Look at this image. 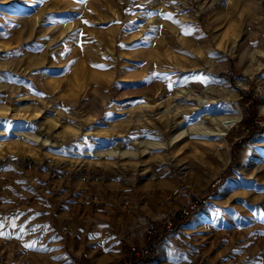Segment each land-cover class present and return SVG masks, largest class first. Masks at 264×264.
<instances>
[{
    "label": "rangeland",
    "instance_id": "obj_1",
    "mask_svg": "<svg viewBox=\"0 0 264 264\" xmlns=\"http://www.w3.org/2000/svg\"><path fill=\"white\" fill-rule=\"evenodd\" d=\"M263 92L264 0H0V264H264Z\"/></svg>",
    "mask_w": 264,
    "mask_h": 264
},
{
    "label": "trees",
    "instance_id": "obj_2",
    "mask_svg": "<svg viewBox=\"0 0 264 264\" xmlns=\"http://www.w3.org/2000/svg\"><path fill=\"white\" fill-rule=\"evenodd\" d=\"M258 102V96L253 94V93H246L243 97V99L241 100V105L244 107H246L247 104H251L250 106L246 107L245 112L247 113V115L242 119V121L240 122V127L244 130L245 133H248V136L244 139L241 140L240 143H237L236 145H234V151L235 149H240L242 146H244L251 138L252 136H254L255 134H257L258 132H260V130L258 129V126L256 125V123L253 121V117L256 116L257 114V109H256V104ZM236 160V158H234V161ZM231 167H233V164L230 166V168L228 169V171H230ZM227 171V173H228ZM202 205L200 206L201 209ZM173 221H176L175 226L173 227V229L171 231H169L166 236H171L173 235L182 225H185L188 223V221L186 222H182L181 219L179 218H174L171 217ZM163 238H157L156 236L154 237H148L147 238V255L146 256H142V257H138L136 255H134V253H131L130 251L127 254V257L122 260L119 264H153L156 261V257H157V245L161 242ZM128 251V249H127ZM77 264H91L89 263V261L85 258H82L80 260H76L75 261Z\"/></svg>",
    "mask_w": 264,
    "mask_h": 264
},
{
    "label": "bare ground",
    "instance_id": "obj_3",
    "mask_svg": "<svg viewBox=\"0 0 264 264\" xmlns=\"http://www.w3.org/2000/svg\"><path fill=\"white\" fill-rule=\"evenodd\" d=\"M123 16H124V14L123 13H121L120 15H119V19H118V24H120V26H121V22L123 21ZM145 30V29H144ZM240 32V31H239ZM118 33V32H117ZM237 36V35H236ZM196 37V36H195ZM208 37V36H207ZM240 37V36H239ZM197 40L200 42V43H202L203 45H209L208 44V42L205 40V39H203V37H197ZM234 40V39H233ZM211 43V42H210ZM211 45V44H210ZM236 46V45H235ZM210 47H212V46H210ZM261 55V54H260ZM188 92L187 91H182L181 92V94L182 95H186L187 97H184V98H186V99H189L190 97H192V95H189V94H187ZM263 96H262V100H261V110L262 111H264V92H263V94H262ZM151 99V98H150ZM209 102V101H208ZM209 108V107H208ZM152 114V113H151ZM189 114V113H188ZM234 114V113H233ZM240 116H241V111L240 110H237L236 112H235V115H234V117H232V118H229V119H225V120H223L221 123H220V127H221V129H222V131H223V134H222V137H223V139H224V137L226 136V134L228 133V131L230 130V129H232L233 127H235L237 124H238V122H239V120H240ZM166 118H167V116H166ZM179 118V117H178ZM149 119V118H148ZM145 120V119H144ZM143 120V121H144ZM154 120V119H153ZM156 120V119H155ZM167 121V125H171L172 123H173V121H174V118L173 117H168V120H166ZM176 123V122H175ZM167 127V126H166ZM144 128V127H143ZM146 130H147V132H150V131H152V130H155V129H157V127H155V126H152L151 125V122H149L148 123V125H146V128H145ZM155 136V135H154ZM149 139L151 138L152 140L153 139H156L155 137H153L152 135H148L147 136ZM157 140H158V138H157ZM182 166V165H181ZM182 168V167H181ZM223 169V168H222ZM155 171V170H154ZM218 172V171H217ZM222 173V172H221ZM220 173V174H221ZM154 175V174H153Z\"/></svg>",
    "mask_w": 264,
    "mask_h": 264
},
{
    "label": "built area",
    "instance_id": "obj_4",
    "mask_svg": "<svg viewBox=\"0 0 264 264\" xmlns=\"http://www.w3.org/2000/svg\"><path fill=\"white\" fill-rule=\"evenodd\" d=\"M199 209V203H192L188 208H186L185 210H183L181 213H178L177 215L173 216L174 218H179L181 220H186L188 217H191L197 210ZM172 222V221H169ZM168 229L170 230L171 228L168 227ZM151 233H155L157 234V230L152 226L150 227V229L148 230V234ZM131 253H134V255L138 256V257H142V256H146L147 255V247L143 248V249H138L135 247H132L130 249Z\"/></svg>",
    "mask_w": 264,
    "mask_h": 264
},
{
    "label": "crops",
    "instance_id": "obj_5",
    "mask_svg": "<svg viewBox=\"0 0 264 264\" xmlns=\"http://www.w3.org/2000/svg\"><path fill=\"white\" fill-rule=\"evenodd\" d=\"M184 226H186V225L181 226L179 229L183 228ZM183 231L184 232L188 231V229H184ZM145 241H146V236L144 235L143 239L138 242V246L142 247L141 246L142 244L145 245ZM171 252H172V249H170V245H165V243H164V247H162V250H161V253H162L161 255H163L162 257L164 258L163 263L168 264V263H175L176 262L177 257L176 256H170L172 254H168ZM122 257H124V253L122 254Z\"/></svg>",
    "mask_w": 264,
    "mask_h": 264
},
{
    "label": "snow or ice",
    "instance_id": "obj_6",
    "mask_svg": "<svg viewBox=\"0 0 264 264\" xmlns=\"http://www.w3.org/2000/svg\"><path fill=\"white\" fill-rule=\"evenodd\" d=\"M173 2H174V0H173ZM165 18L171 19V15L168 14ZM85 23H87V22L85 21ZM185 34H189V33L186 32ZM96 67H99V66H96ZM157 75H159V74H157ZM200 79L203 80L204 78L201 76ZM37 215H39V214H37ZM262 215H264V214H262ZM16 218H18V217H16ZM16 218H13V219H16ZM6 219H7V217H5L3 219H0V229H3V227H4V220H6ZM12 227H15V223L14 222L12 223ZM41 229L47 230L48 229V226L47 225H43V226L37 225L36 227H33L31 229V231L32 232H36V231L41 230ZM3 235H4L3 231L0 230V236H3ZM54 239H55V237H54ZM27 247L33 248V247H35V244L34 243L33 244H29V245H27ZM40 250H42V251H48V249L45 248V247H42Z\"/></svg>",
    "mask_w": 264,
    "mask_h": 264
}]
</instances>
